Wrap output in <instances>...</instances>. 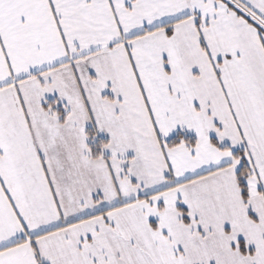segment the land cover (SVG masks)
<instances>
[{
    "label": "snow or ice",
    "instance_id": "6c2138e0",
    "mask_svg": "<svg viewBox=\"0 0 264 264\" xmlns=\"http://www.w3.org/2000/svg\"><path fill=\"white\" fill-rule=\"evenodd\" d=\"M0 264H264V0H0Z\"/></svg>",
    "mask_w": 264,
    "mask_h": 264
}]
</instances>
